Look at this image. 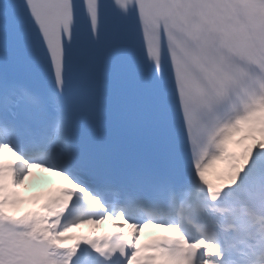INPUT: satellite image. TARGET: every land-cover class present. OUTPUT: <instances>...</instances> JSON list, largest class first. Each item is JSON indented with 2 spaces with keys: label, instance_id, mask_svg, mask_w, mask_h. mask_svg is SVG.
Instances as JSON below:
<instances>
[{
  "label": "snow or ice",
  "instance_id": "obj_1",
  "mask_svg": "<svg viewBox=\"0 0 264 264\" xmlns=\"http://www.w3.org/2000/svg\"><path fill=\"white\" fill-rule=\"evenodd\" d=\"M0 264H264V0H0Z\"/></svg>",
  "mask_w": 264,
  "mask_h": 264
},
{
  "label": "bare ground",
  "instance_id": "obj_2",
  "mask_svg": "<svg viewBox=\"0 0 264 264\" xmlns=\"http://www.w3.org/2000/svg\"><path fill=\"white\" fill-rule=\"evenodd\" d=\"M47 175V174H46Z\"/></svg>",
  "mask_w": 264,
  "mask_h": 264
}]
</instances>
